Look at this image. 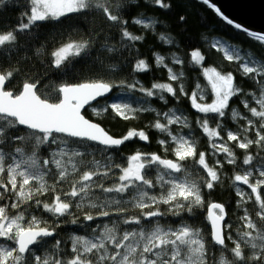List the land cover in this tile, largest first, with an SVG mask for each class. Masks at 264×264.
I'll list each match as a JSON object with an SVG mask.
<instances>
[{"label":"snow or ice","instance_id":"obj_1","mask_svg":"<svg viewBox=\"0 0 264 264\" xmlns=\"http://www.w3.org/2000/svg\"><path fill=\"white\" fill-rule=\"evenodd\" d=\"M197 2L264 44V33L234 23L212 0ZM142 6L167 11L172 2L0 0V264H264V60L223 49L228 61L239 63L244 78L258 85L244 92L232 72L205 66L201 50H191L190 61L207 81L210 102L177 84L183 73L158 53L155 64L167 70L168 82L147 88L139 80L109 81L99 75L77 82L65 79L76 62L91 64L104 76L118 75L119 62L105 66L102 57L143 41V35L129 31L125 18ZM9 8H18L19 15L15 25L5 27L2 17ZM96 16L103 18V27L117 30L119 47L95 46L98 30L88 31L84 21ZM73 19L69 29L85 27L84 35L65 38L47 51L40 44L33 58L44 54L47 62L39 61V68L18 48L19 34L31 33L39 41L38 29ZM131 23L155 34L159 21L137 13ZM158 38L175 44L169 35L159 33ZM102 39L106 44L108 38ZM171 63L185 62L172 53ZM150 70L144 59L132 68L136 73ZM114 89L127 90V100L109 97ZM181 96L201 114L195 129L175 109L148 106L152 98L168 104L169 97L178 101ZM237 100L243 111L233 106ZM86 106L94 116L125 121L154 114L148 127L162 134L156 140L159 151L137 150L117 162L109 150L132 140L150 143L149 134L130 130L115 137L98 120L86 117ZM196 130L206 138L207 151L199 150ZM225 164L234 169V210L240 211L235 225L224 204L207 199L219 187ZM204 209L206 233L195 220L189 222ZM68 225L84 234L63 239L58 230Z\"/></svg>","mask_w":264,"mask_h":264},{"label":"trees","instance_id":"obj_2","mask_svg":"<svg viewBox=\"0 0 264 264\" xmlns=\"http://www.w3.org/2000/svg\"><path fill=\"white\" fill-rule=\"evenodd\" d=\"M172 8L170 10H162L152 6H142L129 13L125 18L129 19L128 29L135 35H143L144 39L142 42H136L134 47L122 50L117 53H106L102 58L105 66L112 63L119 62L118 64V75L109 74L104 76L103 73H95L92 65L76 62L75 68L72 70V66H69L68 76L65 77L69 82H77L83 79L96 78L97 75L109 81L126 80L129 82H135L139 80L144 87H150L155 82H168L167 81V70L161 67H157L155 64L156 53L166 57L165 63L172 67L178 73L182 72L183 77L177 84H183L186 91H197L200 89L208 90L206 79L201 75V69L197 68L190 61L189 54L193 49L201 50L202 54L206 56L205 66L216 67L217 70L222 73L232 72L235 76V82L237 86L241 87L244 92L258 87L254 85L251 78H244L239 63L236 61H228L223 55V51L220 49L212 48L215 41L225 42L238 48L244 55L247 54L251 58H255L258 61L264 60V44L255 41L246 32L235 29L233 26L227 25L226 22L222 21L212 10L206 8L203 4L197 2V0H171ZM139 13L141 19L158 20L159 24L155 28V34L152 31L145 30L138 25L131 23V18ZM19 15L18 8H9L3 13L2 19L7 23L5 27L15 25L17 22V16ZM184 15L186 21L181 23L179 17ZM75 19L69 20L68 24L56 27H42L38 29L40 39L35 40L33 34H19V45L20 51L26 55L32 62L39 68V61L47 62V57L44 54L33 58L35 48L40 44H43L45 50L54 49L59 43L64 42L65 38L73 39L83 36L85 33V27H77L69 29V25L74 24ZM103 18L88 17L84 21L88 31L97 29L96 34V47L107 46L111 47L117 43L118 32L115 28L108 29L103 27ZM163 33L171 36L175 44L170 46L159 40L158 34ZM103 37H107V42L103 41ZM86 38V37H85ZM172 53H175L180 59L184 60V65H174L171 63ZM115 57V59H114ZM13 59H16L14 56ZM144 59L149 65L151 70L144 73H136L132 71L134 63ZM122 66L123 71H119V67ZM43 71V69H40ZM200 85L199 88L194 85ZM122 92L121 90L114 89V94ZM127 94V90H124ZM132 96L139 97L140 93H132ZM148 99V98H145ZM207 102H210L208 100ZM103 104L97 105L102 107ZM149 106L156 109L157 111H167L169 108L181 111L189 118V121L193 124L195 129V119L198 114L194 109L190 107L188 99L181 96L179 100H174L169 97L168 104H163L159 100L152 98ZM234 107H239V110L243 111L242 106L237 104ZM87 118L92 120H98L103 127L106 128L115 137H122L130 130H144L150 136V143L141 142L138 140L127 141L120 149H111V153L116 154L115 159L117 162L122 163L124 159L139 150L142 152H154L159 151V145L156 143L158 138H162V134L158 133L154 129H150L148 125L153 120V115L150 113L139 114V118L135 120H123L114 115L105 114L102 117H97L92 114L91 109L84 113ZM227 120V117L225 118ZM211 123V122H210ZM228 127L235 130L234 126L228 121ZM187 131V130H186ZM195 139L198 141V148L201 151H207L206 138H203L199 134V130H196ZM256 151H259L257 149ZM237 156L242 158L241 150H236ZM223 159V157H221ZM211 163V157L209 158ZM222 180L214 192L207 199L209 202H218L225 205L228 212V219L235 225L237 218L240 215V211L234 210L237 197L235 196V188L232 185L230 177L234 174L232 166L225 164L221 170ZM246 187V186H245ZM251 208V205H248ZM206 209L199 210L196 217L189 218V222L195 220V226L204 229L207 232L206 221H204V214ZM169 220L174 218L168 217ZM61 233L63 239L67 240L69 235L84 234V230L77 229V226L68 225L58 230Z\"/></svg>","mask_w":264,"mask_h":264},{"label":"water","instance_id":"obj_3","mask_svg":"<svg viewBox=\"0 0 264 264\" xmlns=\"http://www.w3.org/2000/svg\"><path fill=\"white\" fill-rule=\"evenodd\" d=\"M212 3L234 23H239L250 31L264 33V0H212ZM113 93H110L109 97H112ZM95 103L94 101L93 104ZM88 109L86 106L84 113Z\"/></svg>","mask_w":264,"mask_h":264},{"label":"rangeland","instance_id":"obj_4","mask_svg":"<svg viewBox=\"0 0 264 264\" xmlns=\"http://www.w3.org/2000/svg\"><path fill=\"white\" fill-rule=\"evenodd\" d=\"M213 44H219V48H217V49H220V50H222L223 51V49H229V50H233V49H238V48H236V47H234V46H232V45H229V44H227V43H225V42H218V41H215ZM241 52V51H240ZM241 55H244L242 52H241ZM174 70V69H173ZM175 71V70H174ZM177 72V71H176ZM178 73V72H177ZM198 94H203V95H205L206 97H208V100H210L211 101V97H210V95H209V91L208 90H205V89H200V90H198V92H197ZM115 95H118V96H124V98H125V100H127V94L125 93V92H118L117 94H115ZM207 100V101H208ZM103 106V105H102ZM149 106V105H148ZM178 113H183V112H181V111H178ZM184 114V113H183ZM186 131V130H185ZM241 187H244L245 188V190H247L246 189V187L245 186H241ZM248 191H250V190H248Z\"/></svg>","mask_w":264,"mask_h":264}]
</instances>
